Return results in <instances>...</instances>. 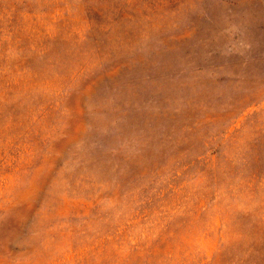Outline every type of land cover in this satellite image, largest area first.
Returning <instances> with one entry per match:
<instances>
[{
	"label": "rangeland",
	"instance_id": "rangeland-1",
	"mask_svg": "<svg viewBox=\"0 0 264 264\" xmlns=\"http://www.w3.org/2000/svg\"><path fill=\"white\" fill-rule=\"evenodd\" d=\"M0 264H264V0H0Z\"/></svg>",
	"mask_w": 264,
	"mask_h": 264
}]
</instances>
